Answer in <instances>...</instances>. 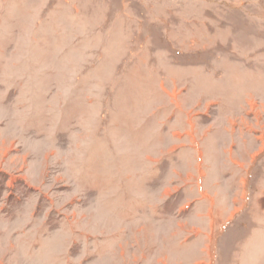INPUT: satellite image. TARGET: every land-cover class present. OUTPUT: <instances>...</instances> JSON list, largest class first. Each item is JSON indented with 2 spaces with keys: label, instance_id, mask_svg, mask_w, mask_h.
I'll return each mask as SVG.
<instances>
[{
  "label": "rangeland",
  "instance_id": "1",
  "mask_svg": "<svg viewBox=\"0 0 264 264\" xmlns=\"http://www.w3.org/2000/svg\"><path fill=\"white\" fill-rule=\"evenodd\" d=\"M0 264H264V0H0Z\"/></svg>",
  "mask_w": 264,
  "mask_h": 264
},
{
  "label": "crops",
  "instance_id": "2",
  "mask_svg": "<svg viewBox=\"0 0 264 264\" xmlns=\"http://www.w3.org/2000/svg\"><path fill=\"white\" fill-rule=\"evenodd\" d=\"M203 196H207V195H203Z\"/></svg>",
  "mask_w": 264,
  "mask_h": 264
}]
</instances>
